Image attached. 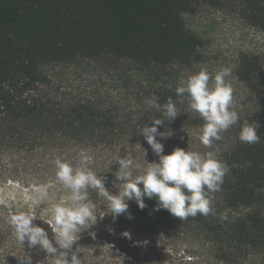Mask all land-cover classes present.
<instances>
[{"label":"trees","instance_id":"obj_1","mask_svg":"<svg viewBox=\"0 0 264 264\" xmlns=\"http://www.w3.org/2000/svg\"><path fill=\"white\" fill-rule=\"evenodd\" d=\"M201 2L225 0H0V264L45 260L43 250L16 241L8 218L34 212L52 239L51 210L69 194L56 179L55 158L75 166L82 152L91 156L89 167L116 195L119 157H134V174L158 162L139 130L165 118L169 98L180 115L158 126L172 132L157 137L163 154L184 149V136L200 130L202 117L186 112L176 88L203 58L202 38L182 17ZM238 11L264 33V0H240ZM233 76L252 107L218 155L230 171L214 194L216 215L180 220L145 197L144 209L128 201L114 220L107 200L89 189L97 223L73 245L82 264H264V64L242 51ZM153 96L159 108L147 105ZM245 121L257 126L259 143L239 139ZM41 185L49 186L47 198L37 203ZM113 235L128 245L116 247Z\"/></svg>","mask_w":264,"mask_h":264},{"label":"clouds","instance_id":"obj_2","mask_svg":"<svg viewBox=\"0 0 264 264\" xmlns=\"http://www.w3.org/2000/svg\"><path fill=\"white\" fill-rule=\"evenodd\" d=\"M232 73L231 66L221 67L214 75V83L210 84L212 74L202 68L186 80L181 78V86L176 88V95L187 94L189 108L202 117L204 124L199 130V140L206 148H212L215 141L223 139L224 132L240 121L238 112L233 108L234 89L228 80ZM157 99L153 96L146 103L159 108ZM163 115L164 119H154L152 126L145 125L139 130L159 158L158 162H146L148 166L143 173L134 174L133 169L139 168L134 157L129 153L119 157V168L114 175L122 187L116 195L109 192L104 179L89 167L91 156L82 152L75 166L71 160L55 158L56 179L69 194L65 202L56 204L51 210L48 223L54 225L52 239L44 227L35 223L39 217L34 212L13 211L8 218L20 245L27 243L29 248L38 247L45 252V260L39 264H82L78 252L73 251V245L80 239L81 232L97 223L96 205L89 199V189L96 190L107 200L108 213L114 220L128 212V201L135 200L138 207L144 209L145 197L156 199L155 210L165 209L180 220L198 214L205 217L216 215L214 194L222 188L224 177L230 171L228 165L218 158L215 151L200 153L177 147L164 155V145L157 137H170L172 132H160L158 126L180 115L171 98L163 106ZM239 139L247 144L259 143L257 126L245 121ZM48 187L41 185L36 189L37 203L47 198ZM127 218H132L130 213ZM219 219L221 222L228 220L227 209L219 214ZM24 261L25 264H32L30 257Z\"/></svg>","mask_w":264,"mask_h":264},{"label":"rangeland","instance_id":"obj_3","mask_svg":"<svg viewBox=\"0 0 264 264\" xmlns=\"http://www.w3.org/2000/svg\"><path fill=\"white\" fill-rule=\"evenodd\" d=\"M239 4L240 0H225L220 5L201 2L192 12L182 15L185 28L203 40L202 61L192 71L195 74L202 68H206L213 77L210 84L214 83V75L221 67L231 66L234 72L237 57L242 51L257 54L264 64V33L246 21L238 11ZM50 72L53 74V70ZM228 80L234 89L233 108L241 118L251 109L252 97L245 91L243 85L235 80L233 73ZM183 107L187 113L199 115L189 108L187 94L184 95ZM231 128L222 134V140L214 142L212 148H206L201 144L200 131H195L191 135L184 136L188 139L184 149L200 153L215 151L218 156L223 146L229 144L233 138ZM217 199L214 196V200ZM112 238L116 247L128 245L122 236L113 235ZM134 253L145 259L152 257L148 251L144 250H135Z\"/></svg>","mask_w":264,"mask_h":264}]
</instances>
